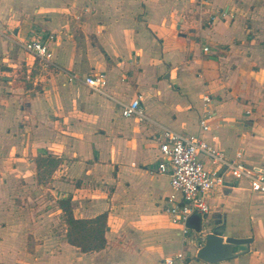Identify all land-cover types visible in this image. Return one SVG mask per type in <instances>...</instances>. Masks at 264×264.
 I'll list each match as a JSON object with an SVG mask.
<instances>
[{"label": "crops", "instance_id": "crops-1", "mask_svg": "<svg viewBox=\"0 0 264 264\" xmlns=\"http://www.w3.org/2000/svg\"><path fill=\"white\" fill-rule=\"evenodd\" d=\"M33 37L48 61L23 48ZM136 94L144 118L122 116ZM163 127L264 166V0H0V264H160L179 250L155 170ZM46 154L59 163L38 181ZM63 198L76 218L106 213L103 248L67 242ZM206 202L188 219L195 242L212 229L251 241L211 263L189 244L188 264H264V195L225 174Z\"/></svg>", "mask_w": 264, "mask_h": 264}, {"label": "built area", "instance_id": "built-area-1", "mask_svg": "<svg viewBox=\"0 0 264 264\" xmlns=\"http://www.w3.org/2000/svg\"><path fill=\"white\" fill-rule=\"evenodd\" d=\"M52 37L49 35L47 39ZM23 48L42 61L50 59V49L46 41L40 38L26 40ZM204 50H208L207 46ZM84 82L91 90L104 94L105 80L102 74L87 75ZM201 99L204 105L211 101L207 94H203ZM121 115L144 118L140 94L121 103ZM198 124L201 131L209 128L205 116L199 117ZM156 139L158 158L155 170L168 175L173 190L164 199L163 212L171 224L178 226L181 239V248L164 256L160 264H188L193 254L186 247L195 243L196 251L202 245L195 242L196 232L189 226L188 219L193 214L204 215L208 212L206 195L213 185L221 184L223 176L227 174L236 182H246L251 192L264 195V166L242 161L240 151L227 157L222 150L209 144L199 134H182L163 127ZM206 161L211 167H206Z\"/></svg>", "mask_w": 264, "mask_h": 264}, {"label": "trees", "instance_id": "trees-1", "mask_svg": "<svg viewBox=\"0 0 264 264\" xmlns=\"http://www.w3.org/2000/svg\"><path fill=\"white\" fill-rule=\"evenodd\" d=\"M35 163L37 179L43 181L59 163V158L49 154L40 155L35 158ZM57 203L67 226L65 239L68 243L79 247L81 251H97L104 247L105 212L91 218H76L68 198L59 199Z\"/></svg>", "mask_w": 264, "mask_h": 264}, {"label": "water", "instance_id": "water-1", "mask_svg": "<svg viewBox=\"0 0 264 264\" xmlns=\"http://www.w3.org/2000/svg\"><path fill=\"white\" fill-rule=\"evenodd\" d=\"M250 237L227 236L224 239L220 231L212 229L203 236V243L196 251V258L211 263L233 257L238 245H248Z\"/></svg>", "mask_w": 264, "mask_h": 264}, {"label": "rangeland", "instance_id": "rangeland-1", "mask_svg": "<svg viewBox=\"0 0 264 264\" xmlns=\"http://www.w3.org/2000/svg\"><path fill=\"white\" fill-rule=\"evenodd\" d=\"M192 261V260H191Z\"/></svg>", "mask_w": 264, "mask_h": 264}]
</instances>
